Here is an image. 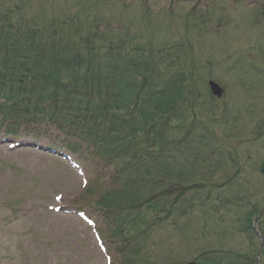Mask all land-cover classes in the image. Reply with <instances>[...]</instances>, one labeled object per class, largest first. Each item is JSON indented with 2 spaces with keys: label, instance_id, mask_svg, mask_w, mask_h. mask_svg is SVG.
I'll return each mask as SVG.
<instances>
[{
  "label": "trees",
  "instance_id": "obj_1",
  "mask_svg": "<svg viewBox=\"0 0 264 264\" xmlns=\"http://www.w3.org/2000/svg\"><path fill=\"white\" fill-rule=\"evenodd\" d=\"M109 1L51 16L0 0V129L48 120L78 140L71 151L87 144L113 169L87 188L112 264H189L188 250L197 264H256L264 187L249 178L252 150L236 127L253 121L251 142L264 150L260 83L242 85L247 114L219 106L189 40L158 39L152 14L128 21L108 14ZM258 223L264 235V214ZM168 232L205 241L163 254L157 239Z\"/></svg>",
  "mask_w": 264,
  "mask_h": 264
},
{
  "label": "rangeland",
  "instance_id": "obj_2",
  "mask_svg": "<svg viewBox=\"0 0 264 264\" xmlns=\"http://www.w3.org/2000/svg\"><path fill=\"white\" fill-rule=\"evenodd\" d=\"M23 1L30 13L43 7L51 16L81 12L84 7L87 11L95 3ZM106 11L128 21L152 14L158 39L189 40L194 62L206 82L216 79L226 90L227 97L217 102L219 106L236 103L247 114L242 107L246 98L242 85L252 77L264 96V77L257 78L252 71L264 67L259 55V42L264 40V0H110ZM245 70L248 74H243ZM250 107L254 109V103ZM252 122L245 126L241 121L236 130L242 127L239 139L252 150L249 178L264 187L260 169L264 150L251 142ZM17 131L10 135L7 126L0 129V264H112L116 249L99 235L103 217L87 188L93 181L100 185L111 181L113 169L87 144L71 151L70 145H77L78 140L69 139L48 120ZM171 233L157 239V251L161 246L163 254H178L188 245L205 241L200 236L188 243L186 237ZM195 251L186 252L191 257L188 263Z\"/></svg>",
  "mask_w": 264,
  "mask_h": 264
},
{
  "label": "water",
  "instance_id": "obj_3",
  "mask_svg": "<svg viewBox=\"0 0 264 264\" xmlns=\"http://www.w3.org/2000/svg\"><path fill=\"white\" fill-rule=\"evenodd\" d=\"M209 86L211 88L212 94L218 98H221L224 94V88L215 80L211 79L209 80ZM264 171V169H263ZM260 217V215H259ZM258 218V217H257ZM255 228L257 229V223L255 221ZM260 263V254L257 257V264ZM190 264H196L194 262L190 263Z\"/></svg>",
  "mask_w": 264,
  "mask_h": 264
},
{
  "label": "bare ground",
  "instance_id": "obj_4",
  "mask_svg": "<svg viewBox=\"0 0 264 264\" xmlns=\"http://www.w3.org/2000/svg\"><path fill=\"white\" fill-rule=\"evenodd\" d=\"M260 254V257H262L264 255V248H260L258 253H257V256Z\"/></svg>",
  "mask_w": 264,
  "mask_h": 264
}]
</instances>
